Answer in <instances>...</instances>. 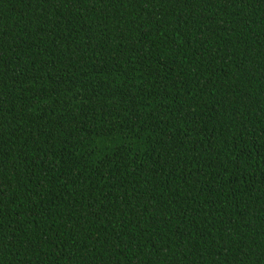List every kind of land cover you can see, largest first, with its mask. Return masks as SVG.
Here are the masks:
<instances>
[{
	"label": "trees",
	"instance_id": "obj_1",
	"mask_svg": "<svg viewBox=\"0 0 264 264\" xmlns=\"http://www.w3.org/2000/svg\"><path fill=\"white\" fill-rule=\"evenodd\" d=\"M0 264H264V0H0Z\"/></svg>",
	"mask_w": 264,
	"mask_h": 264
}]
</instances>
